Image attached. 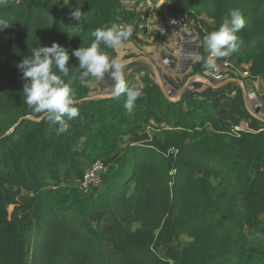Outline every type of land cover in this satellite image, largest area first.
I'll return each mask as SVG.
<instances>
[{
	"label": "trees",
	"instance_id": "1",
	"mask_svg": "<svg viewBox=\"0 0 264 264\" xmlns=\"http://www.w3.org/2000/svg\"><path fill=\"white\" fill-rule=\"evenodd\" d=\"M167 4L180 16L196 12L202 47L195 75L211 71L202 66L204 37L230 9H239L245 27L235 33L237 43L251 50L217 63L246 66L243 72L264 80V0ZM78 5L80 22L70 17ZM119 14L120 0H7L0 6V19L12 26L0 31V264H264V228L258 242L245 233L264 215V120L249 111L243 91L235 102L249 128L239 132L207 101L167 97L157 83L139 87L142 97L131 113L124 95H91L95 79L79 82L71 51L90 46L96 28L125 24ZM134 20L131 39L140 42L142 20ZM53 42L69 52L65 81L80 89L79 116L62 134L23 102L15 66L33 47ZM100 49L117 57L115 49ZM142 127L148 137L122 149L123 135ZM96 161L107 171L83 190L80 182ZM136 223L141 228L133 229ZM181 236L190 242L180 248Z\"/></svg>",
	"mask_w": 264,
	"mask_h": 264
},
{
	"label": "clouds",
	"instance_id": "2",
	"mask_svg": "<svg viewBox=\"0 0 264 264\" xmlns=\"http://www.w3.org/2000/svg\"><path fill=\"white\" fill-rule=\"evenodd\" d=\"M7 0H0V6ZM81 7L70 9V17L80 22L82 17ZM175 23V21H173ZM12 27L8 21L0 19V31ZM245 27V20L239 9H230L224 16L219 27L208 33L203 40L206 57L203 60L205 70H215L217 61L230 56L237 50V36ZM91 35L94 40L88 47L73 49L71 55L79 61V82L88 83L87 78L104 81L107 77L108 94L112 98L126 96L124 108L131 113L136 101L142 97L138 86H129L125 79L127 61L118 57H110L101 51L100 45L115 49L122 47L133 35L132 25L112 23L102 28H96ZM70 60L69 52L53 42L51 46H39L31 49V54L25 56L16 64L22 73L24 103L34 114H41L52 125L58 126L56 131L62 134L68 131L70 121L79 116L75 106L74 89L70 82L64 78L69 77L70 69L67 66ZM55 68L57 71H53Z\"/></svg>",
	"mask_w": 264,
	"mask_h": 264
},
{
	"label": "rangeland",
	"instance_id": "3",
	"mask_svg": "<svg viewBox=\"0 0 264 264\" xmlns=\"http://www.w3.org/2000/svg\"><path fill=\"white\" fill-rule=\"evenodd\" d=\"M18 1L22 2L24 0H18ZM125 1L126 0H120L119 17L121 23L126 22L125 24L129 25L131 23L130 20L133 21L136 16H139V19L142 20L141 23L138 24L139 33L137 37L140 40V42H136L130 37L128 41L124 42V45L122 47L115 48L117 57L127 61L124 71H125V79L126 81H128V85L143 87L147 83H157L156 73H155V71L157 70V72L162 77V82L165 85V89L168 91V93H170L169 96L177 97L179 93L182 92V96L198 95L199 97L200 96L203 97L202 90L200 88L201 86L204 85H202L201 83H197L198 79H200L197 77L198 76L201 77V79L206 81L207 83L209 82L212 83L214 79H212L213 77L210 74L212 73L211 71H208V74H206V72L204 73L202 72L198 75H195L192 70V67L196 63V61L200 60V55L198 51L202 47L199 24L196 22V19L192 17V15H194L196 12L192 10L182 12V14H184L183 16H187L190 22L193 24V27L190 30V32L179 35L169 34L166 36H162L159 33L158 29L152 31L147 26L150 20L149 13L155 12V14L157 13V15L160 18L158 23L160 27L161 14L158 9L157 11H153L151 10V7H149L144 9L143 11H140L138 9V6L132 4L131 5L126 4ZM136 1L140 2L144 0H131V2H136ZM150 1L153 2V4H156L157 2L159 3V1L161 0H150ZM197 10L203 11V6H199ZM205 18L206 16L204 14L198 17L199 20ZM134 23L132 24V27ZM237 46H238L237 51L238 53L241 54L251 50L249 49V45L247 43H243L241 41L237 43ZM141 57H145L148 60H144ZM136 58H138L139 60L135 61ZM149 61L152 62V64ZM156 63H158V65L160 66H158ZM232 66L233 67L229 68L230 70L229 76L225 80L227 79H229L228 81H235V79L242 81L248 80L249 83L256 84L257 91L255 92L254 98H258L256 102L258 103L259 107H261L264 110V80L258 78H252L248 75V73L243 72L244 71L243 69H245L246 66H242V68H238L235 66L234 62H232ZM234 67L236 71L234 73H231L233 72L232 70ZM225 80H220L219 82H223ZM108 84L109 81L107 80V77L105 78L104 81H96V80L92 81L89 84L91 95L108 93ZM243 87L244 89H246L245 85ZM72 88L74 89V100H76L79 97V91H80L78 83L74 84ZM198 90H200V92H198ZM233 91L234 93H232V90L227 91L221 89L222 92L221 94L224 95L223 100H226L223 104L230 106L231 105L230 102L232 101V98H229L227 95L230 94L236 96L237 93L242 90L237 88ZM207 101H209V98ZM230 113L232 115L231 111ZM147 137H148V131L144 127L138 129L137 131L128 133L127 135H123L122 149L132 143H140ZM118 157L119 156L117 155L116 159H118ZM64 182L66 184L74 183V182H70V180L68 179H65ZM12 210L13 208H10V211ZM92 221L93 223H96L97 216L93 217ZM103 228L106 232L110 231V227L108 225H104ZM139 228H141L140 224L136 223L133 225V229L136 230ZM259 228H264V215L260 218V221L257 225V229H246L245 233L250 237H252V239L255 242H258L260 238L258 232ZM189 242L190 239L188 237L181 236L180 239L176 241V244L178 247L181 248L187 245Z\"/></svg>",
	"mask_w": 264,
	"mask_h": 264
},
{
	"label": "built area",
	"instance_id": "4",
	"mask_svg": "<svg viewBox=\"0 0 264 264\" xmlns=\"http://www.w3.org/2000/svg\"><path fill=\"white\" fill-rule=\"evenodd\" d=\"M126 4H132L138 6V9L140 11H143L146 8L151 7V10L157 11V9L160 11L161 14V24L159 27V33L162 36H166L169 34L179 35V34H185L190 32V30L193 27V24L190 22L189 18L187 16H180L177 15L172 8L167 4L166 0H161L159 3L153 4L150 0H144V1H136L131 2V0H126ZM175 21V23H173ZM233 67L231 63H223L222 65L217 63V67L215 70H211L212 77H214L216 80H225L229 76V68ZM234 73L236 71L235 67L232 70ZM249 88H247V91L250 90L252 98L255 97V92L257 91V85L256 84H247ZM258 98H254L250 103L248 104V109L251 113H255L257 110H259V117L264 120V110L259 107L258 103L256 102ZM247 124V123H246ZM249 127V124H247ZM235 132L242 131L241 128L235 127L233 129ZM107 167L104 165L101 161H96L89 169L86 170L80 185L83 190L88 191L91 187L98 185L104 173H106Z\"/></svg>",
	"mask_w": 264,
	"mask_h": 264
},
{
	"label": "crops",
	"instance_id": "5",
	"mask_svg": "<svg viewBox=\"0 0 264 264\" xmlns=\"http://www.w3.org/2000/svg\"><path fill=\"white\" fill-rule=\"evenodd\" d=\"M149 16H150V20H149L147 26L150 28V30L153 31L155 29H159L158 23H159L160 18L157 15V13L156 14H155V12L149 13ZM156 64L158 65V63H156ZM158 66H160V65H158ZM206 74H208V72H206ZM197 78H200V79H198L197 83H201L202 85H204V86H201V88H200L202 90L203 97H201V96L199 97L198 95L197 96L191 95V96H196V97L200 98L202 101H207L209 98V101H207V102L214 108V110L216 111L217 115L220 117L221 120H223L226 124L231 126L232 129H234L235 127H239L242 129V131L248 130V128H249L247 125L248 122L240 120L241 107L239 104H237L235 102L236 96L228 94L227 96L229 98H232V101L230 102L231 105L230 106L225 105L223 103L226 100H223L224 95L221 94L222 93L221 89L227 90V91L232 90V93H234L233 90H235L237 88L241 89L243 91V93L246 91L245 104H246V106H248L250 101L253 100L251 93H250V90L247 91V88H249V86H247V84L250 85L249 81L248 80L242 81V80H237V79H235V81H228L229 79H227L223 82H219L218 80L216 81V79L213 77L212 78V79H214L213 82L207 83L206 81L202 80L201 77L198 76ZM244 85H245L246 89H244V87H243ZM191 88H193V87H191ZM198 92H200V90H198ZM186 97H190V96L186 95ZM225 110H227V111H225ZM230 111L232 112V115H231Z\"/></svg>",
	"mask_w": 264,
	"mask_h": 264
},
{
	"label": "water",
	"instance_id": "6",
	"mask_svg": "<svg viewBox=\"0 0 264 264\" xmlns=\"http://www.w3.org/2000/svg\"><path fill=\"white\" fill-rule=\"evenodd\" d=\"M141 58L144 59V60H148V59L145 58V57H141ZM138 60H139L138 58L135 59V61H138ZM149 62H150V61H149ZM150 63L152 64V62H150ZM155 73H156L157 83H158V85H160L163 94H164L165 96L169 97V94H170V93H168V91L165 89V85H164L163 82H162V77H161L160 74L157 72V70L155 71ZM105 96H106V95H100V97H105ZM181 97H182V92L179 93V95L177 96V99H181ZM244 100L246 101V91L244 92ZM253 115H254L255 118H257V119H259V120H262V118L259 117V110H257Z\"/></svg>",
	"mask_w": 264,
	"mask_h": 264
}]
</instances>
